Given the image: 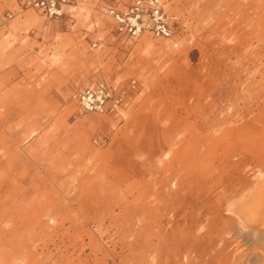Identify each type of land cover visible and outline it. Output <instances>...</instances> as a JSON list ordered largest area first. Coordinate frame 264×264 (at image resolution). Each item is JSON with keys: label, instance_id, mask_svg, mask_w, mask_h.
Here are the masks:
<instances>
[{"label": "rangeland", "instance_id": "rangeland-1", "mask_svg": "<svg viewBox=\"0 0 264 264\" xmlns=\"http://www.w3.org/2000/svg\"><path fill=\"white\" fill-rule=\"evenodd\" d=\"M17 1L0 0V175L22 174L25 187L36 175L53 177V189H65L70 218L85 220L86 264H95L89 237L100 264L141 258L128 250L145 251V235L134 244L124 233L137 213L131 200L165 166L193 158L207 176L234 184L264 169V0H160L170 38L119 34L106 6L132 0H74L51 19ZM98 81L126 92L117 112H87L72 97ZM219 188L200 192L212 201ZM192 191L172 182L163 189ZM234 198L211 228L195 227L194 244L213 240L208 264H264V210L239 214ZM177 202L166 217L180 225L193 208Z\"/></svg>", "mask_w": 264, "mask_h": 264}, {"label": "bare ground", "instance_id": "bare-ground-1", "mask_svg": "<svg viewBox=\"0 0 264 264\" xmlns=\"http://www.w3.org/2000/svg\"><path fill=\"white\" fill-rule=\"evenodd\" d=\"M166 154L173 155V152L166 151ZM203 168L205 167L198 165L193 158L180 161L173 172L169 165L165 166L163 175L150 177L143 183L142 189L137 190L131 200L137 213L133 210V216L130 219L125 218L128 221L124 230V233L130 232L134 244L139 241L137 236L140 233L146 238V242L143 240L147 243L144 244L145 251L135 253L131 247V251L128 250L130 254L134 253L132 257L140 255L139 260L135 259V264H184L182 257L186 259L185 264H208L216 259L215 252L210 251L213 240L196 247L195 227L211 228L213 219L226 207H223V203L227 202L229 196L235 197L231 199V203L239 214L264 210V169H258L249 181L241 178L234 184L227 178L207 176V168ZM22 178V174L18 177L0 175V264H86L82 256L87 243L84 237L87 234L85 220L83 222L80 216L70 218L71 209L66 204L68 194L65 189L61 187L60 192L55 191L50 183L54 180L53 177L49 181L36 175L28 187L22 185ZM56 181L59 186L64 182L62 178H57ZM170 182L178 184L182 190L187 187L194 192L181 195L182 197L176 192L164 196L163 189ZM218 186L220 188L217 193L222 192L223 196L215 195L212 201L210 196L200 192L204 187L213 190ZM181 200L186 201L193 209L189 211L190 214L185 213L182 216L183 222L179 225L171 222L172 220L169 222L166 214L174 212L173 204ZM121 202L122 209L130 206V201L121 199ZM198 204L206 208L204 224L200 222L201 211L196 207ZM218 230L215 231L216 237L222 240ZM93 242L96 243L93 237H89L92 253L90 260L100 264ZM50 245H53L52 249ZM72 253L74 256H71Z\"/></svg>", "mask_w": 264, "mask_h": 264}, {"label": "built area", "instance_id": "built-area-1", "mask_svg": "<svg viewBox=\"0 0 264 264\" xmlns=\"http://www.w3.org/2000/svg\"><path fill=\"white\" fill-rule=\"evenodd\" d=\"M73 0H18L19 8H35L46 18H62L66 7ZM105 13L111 17L115 30L122 36L136 38L143 33L170 38L175 35V28L170 23L160 0H132L123 8L108 6ZM72 97L84 111L99 113L117 112L125 103L126 92L116 90L104 82H94L76 89Z\"/></svg>", "mask_w": 264, "mask_h": 264}, {"label": "crops", "instance_id": "crops-1", "mask_svg": "<svg viewBox=\"0 0 264 264\" xmlns=\"http://www.w3.org/2000/svg\"><path fill=\"white\" fill-rule=\"evenodd\" d=\"M74 1V0H73ZM109 6H111V5H109ZM106 7H108V6H106Z\"/></svg>", "mask_w": 264, "mask_h": 264}]
</instances>
